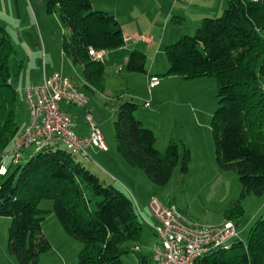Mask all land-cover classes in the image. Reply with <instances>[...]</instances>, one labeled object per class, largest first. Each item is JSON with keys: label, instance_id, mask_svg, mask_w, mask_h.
Here are the masks:
<instances>
[{"label": "trees", "instance_id": "16d2710c", "mask_svg": "<svg viewBox=\"0 0 264 264\" xmlns=\"http://www.w3.org/2000/svg\"><path fill=\"white\" fill-rule=\"evenodd\" d=\"M44 1L48 13L59 12L62 51L82 68V86L102 91L104 63L92 60L88 52L125 45L118 20L95 9L91 0ZM164 51L169 62L165 75L215 79L216 106L210 126L216 163L237 173L241 198L264 194V4L228 0L219 16L203 17L194 34L181 35ZM146 60L144 51L132 49L125 69L147 73ZM22 67L10 33L0 25V163L25 124L21 125L19 112L26 104L17 91ZM137 106L132 99L114 104L116 151L152 183L165 185L176 168L188 171L190 149L169 141L161 153L153 130L135 116ZM42 198L52 200L50 210L38 206ZM48 212L82 241L78 264H124V255L140 250L136 247L142 240V221L133 198L60 144L32 150L20 163L8 162L6 172L0 174V216L11 218L8 249L19 264H36L42 253L51 250L42 230ZM242 213L237 202L224 211L223 218L233 221ZM139 264H148L146 255H139ZM198 264H264V213L251 225L246 241L236 237L229 248L205 254Z\"/></svg>", "mask_w": 264, "mask_h": 264}, {"label": "rangeland", "instance_id": "374dc122", "mask_svg": "<svg viewBox=\"0 0 264 264\" xmlns=\"http://www.w3.org/2000/svg\"><path fill=\"white\" fill-rule=\"evenodd\" d=\"M25 2L28 6L26 7L28 14L20 7L22 20L18 24H16L17 22H10L8 26H4L10 33L15 50L17 49L18 57L21 60L23 59V61L27 60V58H23L24 51L20 41H23L25 37L28 39L29 45L32 46L34 43L30 39L34 36L39 39L40 52L43 47L42 36L46 40L45 46L47 50L51 51L57 48L55 51V56H57L60 51L62 38L58 10L48 13L44 0H25ZM109 2L107 0H91L92 6L101 10H103L101 7H105ZM112 2L114 3V0ZM170 3L171 0H163L159 7L154 8L151 5H147L146 0H138L131 6L133 9L132 15L134 19L139 18L140 27H148L150 22L156 21L159 26H156V24L150 27L151 31L157 32V34L162 32L169 33L170 30H173V27L178 29L181 26H185L184 24L189 26L191 24L188 23L189 21L179 25L178 22L181 19L171 13L172 3ZM109 6H112V4L110 3ZM227 6L228 4H226L225 8ZM115 7H119V4H116ZM222 10L214 12L213 15L215 16H205H219ZM165 16L166 18L163 19ZM192 34L194 32L189 35ZM55 41L58 44L56 47L51 45ZM108 54H113V52ZM105 58L106 56L102 57L101 60L103 61ZM262 58H264V55H262ZM116 60V57L114 58L110 55L109 61H103L105 63L101 80L103 90H93L92 92L82 86V83L78 80L79 77L66 64L65 74L70 76L74 83L78 84L88 99L85 108L81 109L70 104L65 105L64 102H61L63 106L60 104L62 109L68 106L77 112V114H71L75 125L74 131L77 128L76 124L80 121L86 125L84 116L86 111L89 110L102 131L105 143H110L114 146L115 152H117L113 129L114 104L116 101L132 99L138 103L136 109L141 108L140 112L146 115V121L151 127L147 126L148 124L144 125L153 130L156 137V148L161 153L165 152L169 141L179 142L190 149L191 162L188 171L182 173L176 168L165 185H156L150 181L141 169L132 167L129 164L127 168L134 171H127L123 166L121 174L117 165L109 164L108 166L104 162L101 165L104 169L106 168V172L99 168L97 162L92 160L88 162L80 153H74L75 156L83 160L86 166L101 179L115 183L124 190H126L125 187L121 185L123 182L119 183L116 181L122 176H124L127 184L136 182L138 187L141 186L142 189L145 187L148 191L153 190L147 200V205L152 198L156 199L161 205H166L168 202L174 203L184 214L200 223L217 224L221 221L223 222L224 211L227 208L234 207L238 202L243 208V213L233 221L236 225L237 237L246 241L251 225L264 213V194L260 196L249 194L241 198V184L237 173L234 170H223L216 163L210 126L212 113L216 106L215 79L213 77L184 79L178 76V81L172 80L170 83L169 91L171 92H168L164 96L165 98L161 97L166 91L158 94L157 97L162 102L157 106L154 102L150 104L149 90L143 85V79L139 77V73L136 75L131 73L130 75L125 69L126 62H116ZM23 66L17 80V91L20 101L25 104L24 88L21 86V80L33 79L36 67L34 65L32 70L30 68L31 65H28V61L23 62ZM59 68H50V71L53 73L54 70ZM76 68L81 73V68L78 66ZM262 84H264V78H262ZM151 109L155 110L153 114V111L150 113ZM27 114L28 112L24 105V109L19 112L21 125L26 124ZM78 114L81 115L82 120L79 119ZM11 147L12 145L9 150L12 149ZM30 150H33L32 146ZM109 174L114 176L116 180H113ZM122 181L124 180L122 179ZM52 204V200L48 198H42L38 202V206L45 210H50ZM141 209L143 211L142 206ZM150 217L152 219L151 215ZM10 222V217L0 216V264H19L17 258L8 249ZM42 230L49 239L52 248L50 251L42 253L36 264H78V255L83 248V243L79 238L68 234L53 212H48L45 215L42 221ZM138 245L140 246L139 251L123 256L124 264H139V255H146L148 264H154L153 250L158 245V238L154 236L151 228L144 222H142V240Z\"/></svg>", "mask_w": 264, "mask_h": 264}, {"label": "built area", "instance_id": "2783aa9c", "mask_svg": "<svg viewBox=\"0 0 264 264\" xmlns=\"http://www.w3.org/2000/svg\"><path fill=\"white\" fill-rule=\"evenodd\" d=\"M251 1L264 4V0ZM105 52L107 50L90 49L88 53L92 60H101ZM158 83V76L148 77L149 87ZM24 100L28 120L14 137L12 149L2 156L0 174L6 172L8 162L20 163L25 149L30 146L35 152L60 144L86 159L89 158V146L107 150L102 131L90 111H86L84 116L88 134L81 136L74 131L71 114L61 108V102L85 108L88 101L71 78L55 71L42 82L25 87ZM133 202L140 220L151 227L158 238V245L153 250L154 264H198L205 254L217 248H229L237 237L236 225L231 220L217 224L200 223L184 214L174 203L161 205L154 198L147 205L154 218L151 219L136 200Z\"/></svg>", "mask_w": 264, "mask_h": 264}, {"label": "crops", "instance_id": "0c3cea01", "mask_svg": "<svg viewBox=\"0 0 264 264\" xmlns=\"http://www.w3.org/2000/svg\"><path fill=\"white\" fill-rule=\"evenodd\" d=\"M107 1H110V2L107 3L105 7H101V8L103 10L105 9V11H107L108 13L116 17V19L118 20L121 26L123 36L126 42H125V45L122 47L111 49L105 52L103 57L106 56V58L103 61L104 62L109 61L110 55H112V57L114 58L116 57L117 59L116 62L124 61L125 63L132 49H138V50L144 51L147 55V60L145 64L147 73H139V77L143 79V85H145L146 89L149 90L148 96H149L150 104L154 102L156 103L157 106L158 104H161L162 102L160 98L157 97L158 94L166 91L162 94V97H161V98H165L164 96H166L168 92H171L169 91L170 90L169 85L172 82V80L178 81L177 75H165V73L167 72L169 68V62L167 60V57L164 51L165 46L175 42L176 39L180 37L181 35H184V34L189 35L195 32L197 27L200 25L201 19L205 15L215 16L213 15L214 12L221 11L223 8H225L226 4H228V0H175V2L174 0H171L172 8H170V10H172L171 13H173V15L178 16L181 19V21L178 22L179 25H183V23L185 22L187 23L188 21H189L188 23H191V24L189 26H187V24H184L185 26H181V28H178V29L173 27L172 28L173 30H170L169 33L162 32V33L157 34V32H152L151 27H150V26H155L156 24H157L156 26H159V24L156 21L150 22L149 23L150 26L148 27H140L141 23L138 21L139 18L134 19V16L132 15L133 9L131 6L134 2L138 0H114V3L112 2V0H107ZM146 1H147V5H151L155 8V7H159V4L163 0H146ZM110 3L112 4V6H109ZM0 4L2 5V6L0 5V24L3 26H8L10 22L11 23L17 22L16 24H18L22 20L21 8H23L26 14H28L27 8H26L28 6L25 0H0ZM116 4H119V7H115ZM166 16L163 19H165ZM170 22L172 23L171 20ZM62 33H63V28L61 26V36H62ZM41 38L43 41V47H42L41 52L39 51V39L36 36L30 39L31 42L34 43V45L32 46L29 45L28 39H26L25 37L23 38V41H20L21 47H23L22 50L24 51L23 58H27V60L23 62L28 61V65H31L30 68L32 70L34 69V65L36 67V69L34 70V78L29 79V80L25 79L24 81L21 80V86L25 88L30 84L42 82L45 77H48L52 74L50 71V68L60 67L59 69L54 70V72L59 71L64 76L71 78L70 76L65 74L66 64L71 67V70L74 71V73L79 77L78 78L79 82L83 84L84 77L82 73V68L80 67L81 73L78 70H76L77 66L73 65L71 61L64 55L62 51V47H60L59 53L57 54V56H55V51L57 48H54L51 51L47 50L45 46L46 40L43 39L42 36ZM61 43H62V38H61ZM51 45L55 47L58 46L56 41L55 43ZM110 52H113V54H108ZM58 60H59V63H58ZM128 73H130V75L131 73H135L133 75H136L138 72H128ZM150 75L159 77V83L157 85H154L152 87L148 86V77ZM64 104L67 105L66 103ZM61 105L63 106V104ZM140 109L141 108L135 110V116L139 118L143 122V124H148V121H146V118H147L146 115L140 112ZM64 110H66L70 114H73V113L77 114V112H75L72 107L66 106L64 107ZM154 111H155L154 109H151L150 113L152 112L153 114ZM79 117H80L79 119L82 120L81 115H79ZM27 119H28V114H27ZM98 120L100 121V119ZM147 126H150V125L148 124ZM76 127L77 128H76L75 133H77L78 135L85 136L88 134L87 122L85 125L83 122L80 121L78 124H76ZM106 145H107V150H99L96 147L89 146L87 148L88 154H89V158L87 159V161L89 162L90 160H92L93 162L94 161L97 162V165L99 166V168L104 171H106L105 170L106 168L104 169V167L102 166L104 162L108 164V166L109 164L117 165V168H119L121 174H122L121 168H123V166L125 167V170L127 171H134V170H131L130 168H127L128 164L124 161V159L119 154H117V152H115L114 146H112L110 143H107ZM31 151L32 150H30V148L25 149L24 158H26L28 153H30ZM109 175L111 176V178H113V180H116L114 176H112L111 174ZM122 179L124 181H122ZM116 181H118L119 183L123 182L121 183V185L124 186L126 190H124L122 187H120L119 185L115 183L113 184L123 189L128 195H130L134 200H136L138 204L140 205V207L142 206L144 213L148 216L149 211L147 208V200L150 197L153 190L148 191L145 189V187L142 189L141 186L138 187L136 182L134 184H127L124 179V176H122L121 178H118V180ZM168 203H171V202H168ZM152 219L154 218L152 217ZM151 230L154 236H156L152 228ZM139 249H140V246H139Z\"/></svg>", "mask_w": 264, "mask_h": 264}]
</instances>
